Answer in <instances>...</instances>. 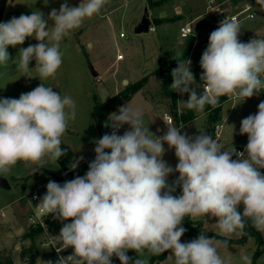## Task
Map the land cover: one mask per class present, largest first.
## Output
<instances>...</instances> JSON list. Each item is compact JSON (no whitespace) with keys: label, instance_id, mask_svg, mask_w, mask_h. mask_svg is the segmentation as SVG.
Returning <instances> with one entry per match:
<instances>
[{"label":"clouds","instance_id":"obj_1","mask_svg":"<svg viewBox=\"0 0 264 264\" xmlns=\"http://www.w3.org/2000/svg\"><path fill=\"white\" fill-rule=\"evenodd\" d=\"M107 3L81 0L78 6H69L65 0L47 20L34 10L0 22V65L16 64L32 78L29 64L35 60L40 81L55 78L63 63L61 43ZM257 3L264 10V0ZM241 29L236 17H225L210 33L200 59L202 94L190 87L196 85L192 61L178 60L170 89L189 96L186 102L178 101L180 107L203 112L206 105L217 106L220 97L244 101L264 91V39L241 42ZM30 37L38 43L20 48L18 61L13 60L8 48L23 45ZM118 111L105 124L112 133L94 141L95 159L86 174L63 184L50 180L36 205L37 215L70 221L63 223L55 239L61 245L57 252L73 251L57 264H112L113 256L120 264H149V257L169 251L173 264H233L228 239L245 235L249 221L264 233V101L241 121L239 132L248 137L243 152L224 149L204 129L196 136L182 134L183 125L171 121L165 122L164 135L157 136L145 124L142 109L127 103ZM75 118L73 98L44 83L18 99L0 98V174L10 173L18 162L26 167L57 162L66 154L62 137ZM124 125L129 130L118 135ZM165 144L175 150V168L163 159ZM173 172L179 175L170 184ZM177 187L180 195H174ZM186 217L206 223V218L215 219L211 225L225 239L209 238L201 231L197 238L181 242ZM129 251L136 253L135 259ZM240 259L252 264L249 254Z\"/></svg>","mask_w":264,"mask_h":264},{"label":"rangeland","instance_id":"obj_2","mask_svg":"<svg viewBox=\"0 0 264 264\" xmlns=\"http://www.w3.org/2000/svg\"><path fill=\"white\" fill-rule=\"evenodd\" d=\"M64 2L65 0H48L46 5L44 0H8L1 22H7L21 14L30 15L34 10L41 11L47 20L51 10L53 8L59 10ZM80 2L81 0H67L69 6H78ZM225 2L237 10L245 5L250 6L255 18L243 23L242 29L264 32V10L257 0H225ZM146 9L151 25L156 28V31L137 34L135 29L141 22ZM204 10L203 0H108L99 15L87 19L81 28L75 30L61 43V51L64 53L63 63L55 78L40 81L35 70V60L29 64L31 70L28 75L32 78L19 71L16 64L0 65V98L18 99L22 93L32 91L41 83L52 87L53 91H57L62 96H71L76 105V118L69 121L66 133L62 137V144L72 153L68 169H71L72 163L83 157L79 159L74 171L78 174L81 172L85 159H88L89 155L95 157L94 141L101 138L93 117L94 98L98 96L105 101L118 93H116L117 87L120 86L122 91H125L143 77L152 74L158 67L159 57L166 63L172 58H180L187 43V40L181 39L180 28L188 23L193 28L194 44L187 59L192 61L190 70L195 76L196 85L202 82L200 76L203 70L200 67V59L207 48L210 33L219 27L211 16L203 15ZM51 24L52 21L49 20V26ZM120 33H123L126 39H121ZM36 43L38 42L30 37L23 45L10 46L8 52L13 60L18 61L20 48ZM118 54L123 55L122 60H117ZM91 67L98 73L97 77L93 76ZM98 77L100 81H97ZM124 80L127 84H124ZM159 81L160 78L153 77L143 89L137 92L139 94H134L122 106L130 103L142 109L145 124L149 125V130H155V126L158 125L164 132H159L157 136H162L167 131L165 117L171 119L176 126L181 125L176 124L170 103L163 104L157 97ZM196 85L190 87H194L198 95L202 94L203 90ZM176 94L178 101L186 102L189 98L187 93L181 95L176 92ZM260 102H262L261 97L254 95L244 101L227 99L223 104L221 121L215 128L218 127L220 134L217 139L224 149L231 150L234 147L237 151V147H241L244 151L248 137L239 132L241 121L250 114H255ZM206 107L207 105L203 112L193 110L196 117L192 122L182 124V134L196 136L200 134L199 130L205 131L208 128ZM118 109L114 111L117 114H119ZM178 110L185 112L187 109L178 104ZM129 127L124 125L125 130L117 134L123 135ZM164 148L166 151L163 159L175 168L178 163L175 150L169 149L167 144ZM63 157L64 155L55 163L49 161L43 167L37 165L26 167L24 163L18 162L10 173L0 174V177L7 179L10 184L9 189L0 188V255L11 256L14 264H48L51 261L48 257V248L43 246L44 241L47 240V224L44 225L42 234L36 235L33 249H30L32 248L30 240H22L20 237L31 225L27 210L32 204L24 196L34 190L46 193L47 188L42 186L47 185L54 178L43 171L36 173V170L46 168L56 175L63 174L64 168L60 164ZM233 159H236V156H233ZM178 175L173 172L168 177L169 183H173ZM180 194L181 189L177 187L174 195ZM240 207L243 210V205ZM44 217L46 216L42 219ZM206 219L208 223L203 218H196L195 221L201 223L204 231L217 235V239H225L219 236L218 230L211 225L216 223V220ZM60 222L57 219L53 220L54 227L61 230ZM260 237L263 242L260 252H258L259 242L254 236L243 243H230L229 251L232 254L233 264H243L240 257L245 253L251 256L252 264H264V233L260 232ZM195 238L183 235L181 242H189ZM239 238L240 236L234 235L228 240L236 241ZM21 248L27 250L25 260L20 258ZM170 254V251L167 252L165 260L160 264H173ZM112 264H120V261L117 260Z\"/></svg>","mask_w":264,"mask_h":264},{"label":"trees","instance_id":"obj_3","mask_svg":"<svg viewBox=\"0 0 264 264\" xmlns=\"http://www.w3.org/2000/svg\"><path fill=\"white\" fill-rule=\"evenodd\" d=\"M193 44H194V39L191 36L187 39L186 47L182 53V56L180 58H172L167 63L163 61L161 57H159L157 69L152 74L143 77L140 81L129 86L125 91H121L120 93L114 95L113 97L105 101L101 100L100 98L96 96L94 98L93 117H94V121L96 123V127H97V130L100 136L102 137L104 134H111L113 131L111 127H105L106 123H110V120H108L110 114H112L119 107H121L134 94H136L138 91L143 89V87H145L153 77L160 78L158 89H157V97L160 99V101L163 102V104L170 103L171 111L175 117L176 124L184 125V124L192 122L196 117L193 110L187 109L185 112H179L177 94L175 91H172L170 89V85L173 82V78L171 76L172 69L177 67L178 60H184L188 58L190 50L193 47ZM226 101H227V96L220 97L217 106L213 107V106L207 105L206 107L207 127L210 129L211 135H212V131L214 130L216 124L221 121L222 106ZM61 147L65 150L66 154L64 155V158L60 161V163L62 167L64 168V170H66L68 169L67 167L71 161L72 153L64 144H61ZM94 159L87 161L81 167L80 173L77 174L74 171H70V175L58 176L57 179L62 180V181H66V180L70 181L76 178L77 176H84L86 172L88 171L89 163H91ZM44 171L48 172V170H44ZM261 172L264 173V169H261ZM239 211L242 213L243 210L241 209V207L239 208ZM183 227L186 229V232L184 233V235L188 237L197 238L199 234L201 233V231H204L200 222L194 221L188 217L184 219ZM42 232H43V226L41 224L30 225V228L26 234V238L29 239L32 243V248L30 249H33L35 247L34 243H35L36 235H41ZM204 232L209 238L211 237L218 238L217 235H214L207 231H204ZM245 233H246L245 235L240 236V238L236 241L228 240V244L232 242L243 243L249 237L254 236L259 242L260 246L258 248V252H260L262 249V244H263L262 239L260 237V232L256 231L251 226L250 221L248 222L245 228ZM26 252H27L26 248L21 250L20 252L21 260L26 259V254H27ZM128 255L132 257L133 259L136 258V253L133 251H129ZM52 256H53V252L52 253L48 252L49 259H51V261H54V259L51 258ZM166 256H167V252L159 256H151L149 258V264H160V262L165 260ZM117 260L119 261L117 257L115 256L112 257V262L115 263ZM0 264H14V261L12 257L9 255H6V256L0 255Z\"/></svg>","mask_w":264,"mask_h":264},{"label":"built area","instance_id":"obj_4","mask_svg":"<svg viewBox=\"0 0 264 264\" xmlns=\"http://www.w3.org/2000/svg\"><path fill=\"white\" fill-rule=\"evenodd\" d=\"M203 1L205 4V10L203 12V15L211 16L216 21L218 26L225 17H236L241 22V25L255 18V15L252 12L251 7L248 5H245L243 8L237 10L236 8H234V6L227 5L225 0H203ZM149 30L155 32L156 28L153 25H150ZM193 35H194L193 28L191 27V24L189 23L185 24L180 28V36L182 40H187L189 37ZM119 37L121 39H126V36L123 33H120ZM254 38L264 39V32L253 31L250 29L241 30V34L239 36V40L241 42L246 43ZM122 59H123V55L118 54L117 60H122ZM97 81H100V77H98ZM202 84L203 82H200L199 85H201L200 88L203 90ZM258 96H260L262 101H264V91L260 92ZM227 99L233 101L238 100L234 97H229V96H227ZM167 121L169 122L171 121V119L167 118ZM212 133L213 134L211 136H213L214 139H217V137L220 134V132L218 131V127H216L212 131ZM237 152H242V150H237ZM68 175H70V170L69 169L64 170L62 176H68ZM53 181L63 184L64 182L69 180L62 181V180L54 179ZM42 196L43 194L38 190H34L32 193L26 194L24 196L32 204L31 212L29 214V221L31 225H37V224L44 225L42 222V217L44 215H37V209H36V205L38 204L39 198H41ZM43 246L47 247L50 253L53 252V256L51 258L54 259V261H51L52 264H57L61 256L66 257L70 255L73 251L72 248H68L61 252H57V248H59L61 245H60V241L56 240L55 237H47V240L44 241Z\"/></svg>","mask_w":264,"mask_h":264},{"label":"crops","instance_id":"obj_5","mask_svg":"<svg viewBox=\"0 0 264 264\" xmlns=\"http://www.w3.org/2000/svg\"><path fill=\"white\" fill-rule=\"evenodd\" d=\"M122 91V89H121V87L119 86V87H117L116 88V93L118 92V93H120ZM117 93V94H118ZM136 94H139V93H136ZM134 96V95H133ZM132 96V97H133ZM98 97V96H97ZM131 97V98H132ZM99 98V97H98ZM130 98V99H131ZM129 99V100H130ZM147 101V100H146ZM126 102H128V101H126ZM165 121L166 122H168L167 121V118L165 117ZM171 123H173V122H171ZM122 130H125V128H124V126L119 130L120 132L122 131ZM98 131V130H97ZM118 131V132H119ZM117 132V133H118ZM151 132H153V133H155L156 135L157 134H159V132L160 133H162V132H164L163 131V128H161L160 126H158V125H156L155 126V130H153V131H151ZM99 133V132H98ZM100 135V134H99ZM237 150H242V152H243V149L241 148V147H237ZM64 158V157H63ZM62 158V159H63ZM88 159H85V161H84V163L82 164V166L87 162V161H89V160H91V159H94L95 157H91L90 155L87 157ZM61 159V160H62ZM60 160V161H61ZM71 162V161H70ZM61 164V163H60ZM70 164V163H69ZM69 166V165H68ZM68 168V167H67ZM44 170H48V172L47 171H44ZM70 171H73V170H71V169H69ZM45 172V173H47V174H49V175H51L54 179H57V177L58 176H62L63 174H60V175H56L55 173H53V172H51L49 169H46V168H40V169H38V170H36V173H39V172ZM53 174V175H52ZM42 188H46V185H43L42 186ZM24 190H25V188H24ZM42 194L44 195L45 194V192L44 191H42ZM30 212H31V208H28V210H27V213H28V218H29V214H30ZM55 218L52 216V215H49V216H46V217H44L43 219H42V222H43V224L45 225V224H47V229H46V237H58L59 236V234H60V229L58 228V227H54V224H53V220H54ZM192 219V218H191ZM192 220H194L195 221V219H192ZM61 223V227L63 226V223H68V222H66V221H64V222H60ZM44 225H42L43 227H44ZM29 228H30V225L27 227V229L29 230ZM26 229V231L28 232V230ZM27 232H25L22 236H20L21 237V239L22 240H29V239H27L26 238V234H27ZM186 237H188V236H186ZM21 250H22V248H21ZM21 252V251H20Z\"/></svg>","mask_w":264,"mask_h":264},{"label":"water","instance_id":"obj_6","mask_svg":"<svg viewBox=\"0 0 264 264\" xmlns=\"http://www.w3.org/2000/svg\"><path fill=\"white\" fill-rule=\"evenodd\" d=\"M7 3H8V0H0V22H1L2 18H3V16H4ZM151 23L152 22H151V20L149 18L148 10L146 9L145 10V14H144L141 22L138 24V26L135 29V32L137 34L149 32L150 31L149 28H150ZM91 70H92L93 76L97 77L98 73L94 70L93 67H91ZM124 84H127L126 80H124ZM205 132L208 135H210V129L209 128H207L205 130ZM0 188H3V189H9L10 188V184H9L7 179H5L3 177H0Z\"/></svg>","mask_w":264,"mask_h":264}]
</instances>
